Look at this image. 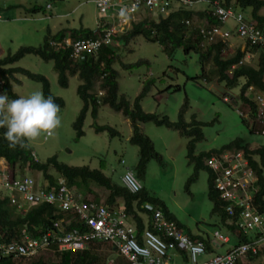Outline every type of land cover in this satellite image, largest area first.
<instances>
[{
  "label": "rangeland",
  "instance_id": "1",
  "mask_svg": "<svg viewBox=\"0 0 264 264\" xmlns=\"http://www.w3.org/2000/svg\"><path fill=\"white\" fill-rule=\"evenodd\" d=\"M94 1L0 0V57L9 52L15 53L24 45L40 47L48 30L51 34L63 29L95 30L101 16L95 9ZM200 1L205 2V0ZM202 2L201 5L206 7L205 4L208 3ZM35 6L42 8L39 14L27 12L28 8ZM194 6L192 10L200 8L196 4ZM236 12H241L246 20L254 22L249 9ZM259 13L264 15V7ZM166 17V15H155L148 11L142 12L131 18L127 27L122 23V27L129 29L132 23L144 19L158 22L160 18ZM196 20L195 18L190 20V23L192 21L193 23L191 26L189 23L188 28H195L193 24H197ZM235 25V21L229 19L223 26L224 29L233 33L228 40V48L224 50V56L235 52L239 47L242 49L246 47L243 39L237 36ZM114 48L116 57L113 66L118 71V95L125 96L131 105L145 83L152 80L148 92L141 99L142 109L159 116H167L171 121L177 122L180 107L186 98L187 106L182 114V120L190 122L193 117L195 121L202 123L200 130L203 137L195 143V153L219 149L236 138L249 142L251 149L264 148V135L255 132L257 124L251 127L253 123L249 122L250 127H247L242 120V116H245L244 113L248 110V106L244 108L240 98L244 78L239 80L238 86L228 87L226 81L217 80L219 78L212 70L214 66L211 61L202 65L201 72L196 53L185 54L181 48H176L173 56L169 57L159 43L147 41L142 36L133 38L128 44L117 42ZM248 51L249 53H246L244 57V63L256 66L259 53L253 52L250 48ZM8 65H19L43 73L50 82L51 93L64 100V106L59 113L62 123L55 134L47 136L42 133L40 137L32 141L31 147L38 160L46 162L56 155L59 161L68 165L100 168L119 186H123L121 177L126 169L136 175L139 149L129 141L132 131L131 123L121 112L115 111L108 105H102L98 108L96 119H93L88 111L83 122L84 134L79 139L76 138L72 123L82 107V100L76 91L81 82L77 74L69 75L68 86L62 87L58 83L53 60H44L34 53H28L20 60ZM233 69L234 67L228 71V74L232 75ZM16 77L17 79L12 80V89L19 96L28 97L34 91L43 92L42 82L30 78L23 72H16ZM1 83L0 78V86ZM254 93V90L250 88L246 95L252 99ZM94 122L98 125H110L120 135L111 137L105 131L97 133L93 128ZM139 128L152 140L155 150L161 155L160 161L154 158L146 163L142 179L136 175L142 187L150 195L164 201L185 232L208 236L212 239L214 253H224L236 239L224 227H221L220 231L223 235L230 237V242L221 243L213 239L214 225L218 224L220 219L216 214H212V202L208 198L207 172L199 170L195 181L187 184L192 174V164L188 163L186 157L188 137L181 135L179 130L163 125L158 126L151 121L140 122ZM237 150L230 148L222 152H214L211 156H233L241 151ZM122 160L123 163H121ZM22 169H17L19 174L33 177L39 187L47 185L41 172ZM50 172L56 176L53 169ZM93 191L102 200H105L108 195L103 189L93 188ZM93 197L94 195L88 194L86 198L93 199ZM254 234L255 232L251 231L250 235L254 236ZM259 248V255L252 258L248 264H264V243ZM101 251V255H111L105 251V247ZM113 256L115 260L123 257L118 252H115ZM206 257L207 255L202 256V258ZM124 259V263L130 264L126 258ZM176 260L179 262V259Z\"/></svg>",
  "mask_w": 264,
  "mask_h": 264
},
{
  "label": "trees",
  "instance_id": "2",
  "mask_svg": "<svg viewBox=\"0 0 264 264\" xmlns=\"http://www.w3.org/2000/svg\"><path fill=\"white\" fill-rule=\"evenodd\" d=\"M194 1V0H191ZM210 4L199 9L192 10L189 8H178L171 12L166 18H160L158 22L151 19H144L137 23H132L129 29L124 32H116L112 35L113 44L111 46H101L95 54L86 56L82 60L73 59L69 54L70 47L65 45L55 47L50 45V41L61 42L67 34L72 40L78 39H95L102 36L104 28L96 26L95 30L90 29H75V30H61L55 34H51L48 30L40 47L22 46L18 50L7 53L0 57V78L2 83L0 86L1 92H6L9 98L20 97L12 89V80L17 79L16 72H23L30 78L42 82L43 93L45 97L51 95L55 102L64 106V100L61 97L54 96L50 91V82L48 78L41 72L33 71L29 68L19 65H8L28 53H34L42 57L44 60H53V67L57 72V80L60 86H68L69 75L77 74L81 82L77 86V94L82 100V107L79 114L72 123L76 138L83 136V122L88 111H90L93 119H96L98 108L102 105H108L117 112H121L131 123V135L129 141L136 145L139 149V157L136 165V175L139 179L144 177L146 163L150 159L161 160V155L155 150L152 140L141 132L139 128L140 122H153L158 126H166L179 130L181 135L188 137L186 157L188 163L192 164V174L188 178L187 184L195 181L197 172L203 170L207 172L208 184V198L212 202V214H216L220 221L215 224V230H220L224 227L236 243L249 242L256 238L251 236V231H244L239 226V208H236L234 215H229L225 210L227 201L220 197L219 191L213 185L214 174L207 166L206 160L214 152L224 151L226 149L235 148L245 150L246 157L249 160L250 167L255 171L257 179L254 183L256 191L254 192L253 205L260 214H264V148L258 147L251 149L249 142L242 138H236L227 144H224L219 149H212L209 151L194 152L195 143L202 139V132L200 126L202 123L195 121L193 117L190 122L182 120V114L186 109L187 101L184 98L179 111V121L173 122L167 116H159L156 113L146 112L142 109L140 102L142 97L146 95L151 86L152 80H148L143 86L140 93L135 97L133 104L125 98V96L118 95V71L114 68L113 63L116 57V50L114 44L123 42L128 44L133 38L142 36L147 41L157 42L169 57L173 56L176 48H181L182 52L187 54L194 52L198 56L201 66L207 61H211L214 68L213 72L217 80L226 81L228 87H236L239 85V80L244 78V83L241 88V101L244 108L248 106L245 111V116H242L243 122L250 127L251 122L253 127L255 125L257 107L252 99L247 97V91L251 88L254 92L264 93V47L260 45H249L247 43L245 49L237 48L235 52L224 56V50L228 48L227 44L222 41H217L213 44L200 45L202 40L198 28L202 25L210 28L214 25L220 24L218 18L213 15V2L220 1L225 8H233L234 11L249 9L251 18L256 22V26L264 33V15H261L260 9L264 7L263 0H209ZM42 8L35 6L28 8L27 12L30 14H39ZM241 13V12H240ZM140 15V13L138 14ZM197 19L193 25L195 28H188L184 24L185 20ZM207 22V23H205ZM193 23V21H192ZM189 26H191V24ZM196 24V25H195ZM192 25V26H193ZM198 26V27H196ZM106 28V27H105ZM259 53L258 63L256 66L244 63V57L248 54V49ZM243 63L240 64V62ZM8 65V66H7ZM124 66H128L123 64ZM233 74H228V71L233 68ZM101 93V94H99ZM95 132H107L111 137L119 136V132L110 125H98L93 123ZM252 129V128H251ZM4 129H0V159H4L10 175H20L18 168L29 169L31 171H38L44 175L47 183L44 186L47 189H52L57 186L59 178H63L65 185L70 191L79 193L84 199H87L88 194L94 195V202L104 203L108 208L122 207L129 222L136 227L138 236L144 229H151L158 232L153 227L151 212L144 207L145 203H150L161 209L164 215L177 223L175 216H173L163 200L158 197L150 195L144 188L139 193L132 194L123 186H119L112 181L111 177L104 174L100 168H90L88 165L74 166L65 164L57 159L54 155L46 162H41L36 158L34 150L30 147L27 150L10 149L8 143L3 139ZM53 169L56 176L50 170ZM186 184V189L187 188ZM93 188L103 189L108 193L105 200L99 198L93 191ZM70 216L63 213L52 205H41L30 208L25 213H20L15 206H11L6 198H0V239L10 241L19 239L22 234L26 233L31 237L40 238L48 230H55L60 233L54 226L56 222L62 223L65 230L80 227L78 222H66ZM181 227V226H180ZM190 238L193 240H200L205 243L207 251H213L210 244V238L201 234L192 235L188 232ZM105 247V251L111 255H101L100 252ZM111 244L101 241H90L88 246L80 250H58V245H52L50 248L41 251L39 254L30 258L6 256L0 258V264H108V261L114 259V253ZM120 255V254H119ZM259 255V253L257 254ZM257 255L247 254L240 257L237 264H248L252 258ZM123 257H118L115 264L124 263Z\"/></svg>",
  "mask_w": 264,
  "mask_h": 264
},
{
  "label": "built area",
  "instance_id": "3",
  "mask_svg": "<svg viewBox=\"0 0 264 264\" xmlns=\"http://www.w3.org/2000/svg\"><path fill=\"white\" fill-rule=\"evenodd\" d=\"M201 2L200 0H95V8L101 16L96 25L104 28L102 36L78 40L66 36L60 43L50 41V45L70 47L69 55L73 59L82 60L86 56L95 54L101 46H111L112 35L116 32H124L131 18L139 13L148 11L168 17L174 7V10L186 9L195 4L201 5ZM202 3L210 4V1L205 0ZM213 8V15L218 18L220 24L210 28L206 25L199 27L198 32L202 37L200 45L213 44L217 41L228 43L233 33L223 26L229 19H233L236 23V34L243 39L245 45L249 43L264 47V33L257 28L255 21L246 20L233 8L223 7L220 1L213 2ZM122 23L126 24L125 28L122 27ZM189 23L190 20L184 21L185 25ZM253 96L257 107L255 132L264 135V93L255 92ZM240 150H237L240 153L235 152L236 154L228 156L229 158L210 156L206 164L214 174L215 189L219 191L220 197L228 202L225 207L227 213L234 215L236 208H239V226L246 232H255L256 238L249 242L234 244L224 253H213L206 258H202L207 254L205 243L191 239L182 227L168 219L161 209L150 203H145L144 207L151 212L153 227L158 232L144 229L138 236L135 225L128 221L122 207L108 208L104 203L84 199L79 193L70 191L63 178H59L57 186L52 189L45 187L36 189L33 177L27 174L11 176L6 161L1 158L0 198H6L8 203L15 206L20 213H25L35 206L45 204L55 206L57 210L70 216L66 219L67 223L76 221L80 223V227L65 230L62 223L56 222L54 226L60 233L48 230L40 238L24 233L19 239L10 241L0 239V258L6 256L30 258L55 244L58 245V250H80L86 248L90 241H101L111 244L113 249L130 264H237L240 257L247 254L257 255L259 246L264 243V214L258 213L253 205L254 192L257 190L254 186L257 175L250 167L245 150ZM121 182L132 194L139 193L143 188L136 175L128 169L123 173ZM212 236L215 241L221 243L229 241V236L223 235L220 230H214ZM176 259H179V262ZM108 264H115V260L111 259Z\"/></svg>",
  "mask_w": 264,
  "mask_h": 264
},
{
  "label": "clouds",
  "instance_id": "4",
  "mask_svg": "<svg viewBox=\"0 0 264 264\" xmlns=\"http://www.w3.org/2000/svg\"><path fill=\"white\" fill-rule=\"evenodd\" d=\"M60 112L53 96L45 97L42 91L14 99L0 92V129L10 149L27 150L42 133L54 135L62 123Z\"/></svg>",
  "mask_w": 264,
  "mask_h": 264
},
{
  "label": "crops",
  "instance_id": "5",
  "mask_svg": "<svg viewBox=\"0 0 264 264\" xmlns=\"http://www.w3.org/2000/svg\"><path fill=\"white\" fill-rule=\"evenodd\" d=\"M95 9H96V8H95ZM21 174H23V173H21ZM35 182H36V181H35ZM40 188H42V187H39V186L36 184V189H40ZM211 240H212V239H210V244H211ZM228 242H230V237H229V241H228ZM234 244H237L236 241H235ZM234 244H233V245H234ZM231 246H232V245H231ZM213 253H214V251H207V254H206V255H207V257H209V256H211ZM206 255H205V256H206Z\"/></svg>",
  "mask_w": 264,
  "mask_h": 264
}]
</instances>
